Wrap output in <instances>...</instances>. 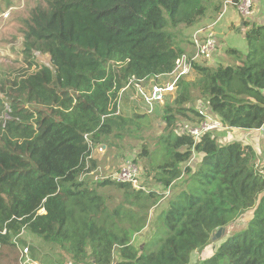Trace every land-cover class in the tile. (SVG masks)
Returning a JSON list of instances; mask_svg holds the SVG:
<instances>
[{
  "label": "trees",
  "instance_id": "trees-1",
  "mask_svg": "<svg viewBox=\"0 0 264 264\" xmlns=\"http://www.w3.org/2000/svg\"><path fill=\"white\" fill-rule=\"evenodd\" d=\"M43 1L26 25L23 50L47 53L50 65L38 64L10 83L8 117L0 119V252L8 247L18 264V235L26 229L63 250L72 264H189L192 253H201L220 227L252 208L264 189V147L258 166L249 143L218 144L213 132L195 139L178 129L179 120L204 119L193 105L197 100L240 135L264 125V22L256 21V0L254 13L241 15L235 28L246 52L227 48L233 64L223 62L222 50L214 52V63L195 62L194 77L180 78L173 102L163 107L164 133L151 154L158 161L147 177L164 188L186 177L139 245L133 239L163 193L81 177L96 169L95 148L114 147L110 138L142 127L146 115L119 113L126 85L169 74L185 53L175 30L195 27L212 13L216 20L224 2ZM147 150L143 145L138 155L146 157ZM194 154L200 159L193 169L187 163ZM109 186L123 196L113 207L102 192ZM222 261L264 264V197L244 229L196 264Z\"/></svg>",
  "mask_w": 264,
  "mask_h": 264
},
{
  "label": "rangeland",
  "instance_id": "rangeland-1",
  "mask_svg": "<svg viewBox=\"0 0 264 264\" xmlns=\"http://www.w3.org/2000/svg\"><path fill=\"white\" fill-rule=\"evenodd\" d=\"M213 1L218 2V0ZM229 1L231 0H228V3H226L228 6ZM43 4V0H0V100H3L2 108L0 103V119L4 120L8 117L7 111L9 110V100L7 101V97L11 93V90H9L10 83L16 78L19 79L27 73L32 72L38 64L50 65V57L47 53L34 50L31 54L27 55L23 50L24 32L27 23L30 21L31 13L36 6ZM262 6L263 5H261V7ZM261 7H257V9H261ZM215 17L216 14L213 15L212 13L209 15V19L202 21L195 27L178 28L175 30L178 34L176 36L177 41H179V43L181 42L182 47L186 50V54H194V49L189 46L192 42V32L198 27L202 28V26H204L203 22L210 23L208 24L210 27L206 28L201 35H207L210 30L216 34L215 36H217L216 52H220L218 49V45L220 44L225 45L222 49L223 52L230 47L236 48L239 51V48H241L244 51L243 46H246V41L242 39L241 32L235 30V27H238L243 19L241 14L237 12L227 14L224 8L221 15L218 16L216 20H214ZM245 52L246 50L242 53ZM229 57V54L225 52V56L223 57V62L225 64H233L232 62L234 59ZM216 58L217 57H215V59ZM193 77L194 72L192 71L187 78ZM167 80L168 76H164L145 81L142 83L143 96L133 85L125 89L124 92H121L118 104L119 113L127 116H131L134 113L146 115L145 118H140L142 127L134 133L122 131L123 135L121 138H110L112 143H114V147L107 149L103 154L94 150V156L99 159L95 163L96 169L81 177L84 180H88L91 184L93 182L102 181L105 175H110L118 171L123 165L125 159H136L141 170L140 181L142 185H144L146 189L154 188L163 193L162 195L164 196V198L149 211L147 227L142 232L135 235L133 240L136 245L142 244L143 241L149 237L158 213L166 207L167 200L172 196V193L177 192L182 188V184L180 183L181 178L175 180V184L172 187L164 188L162 185L154 184L152 180L147 177L146 171L152 169L151 162L153 164V162L158 161L157 156L151 154L158 151L160 148L159 137L164 133L165 126L162 121L163 107L165 104H171L173 102L175 92L172 95L166 96L163 103L151 100L147 101L146 98L149 97L151 85L154 82H165ZM149 103L152 104L151 111H149ZM193 105L196 109H200L202 106L208 107L205 100H197ZM185 122L187 121L179 120L178 129L180 131L183 129ZM132 128L133 126H131V129ZM212 134L218 139V144H224L233 140L246 141L249 139L246 136L240 135L236 130H230L228 128H222L214 131ZM143 145L148 148V155L146 157L138 155ZM254 147L257 151L256 164L259 166L262 161L263 140H256ZM191 162L193 163L192 160ZM185 177L186 176L183 175L182 179ZM102 192L107 198L109 197L107 204L110 207L118 204L123 199L122 192L110 186L103 189ZM244 215L245 213L237 216L227 227L224 228V232H222L219 237L213 239V237H215L214 233L211 237L210 244L201 253H192L189 264H196L199 261L208 258L213 254L214 250L222 240L227 236L244 229L247 223V221L244 220ZM18 238L23 241L19 240L20 242H17L19 255L20 249H23L25 246H28L29 248L27 258H29L28 260L30 261L27 264H64L68 261V257L63 250L50 243L44 242L26 229L21 231ZM9 253L10 251L8 247L2 248L0 252V261H4L8 258V260H11V264H13V257H15V254L13 255V253ZM221 264H227V262L222 261Z\"/></svg>",
  "mask_w": 264,
  "mask_h": 264
},
{
  "label": "built area",
  "instance_id": "built-area-1",
  "mask_svg": "<svg viewBox=\"0 0 264 264\" xmlns=\"http://www.w3.org/2000/svg\"><path fill=\"white\" fill-rule=\"evenodd\" d=\"M231 5L235 8L236 12L241 14L244 17L251 16L254 11V0H237L229 1ZM206 30L199 28L192 35V48L194 49L193 55H188L186 53L181 54L176 60L172 71L165 75L168 76V80L165 82H154L151 85V90L149 97L146 98L147 101H155L163 103L166 96L172 95L175 92L176 84L180 78L185 75H188L191 72L193 64L210 62L213 59L214 52L216 49V36L209 30V33L206 35H201L202 32ZM131 85L135 86L137 91L143 96L142 83L134 82L131 84V81L124 88L127 89ZM142 90V91H141ZM149 111L152 110V104L149 103ZM199 113L204 115V119L199 123H190L185 122L183 125L182 131L186 134H190L195 139H199L206 132H214L222 128L223 126L221 120L215 116L211 110H208V107L202 106L198 109ZM94 150L99 151V153H105V145H99ZM141 171L136 163L131 159H125L123 165L118 171L105 175L104 178H110L115 182H126L130 183L136 189H146L140 181ZM103 178V179H104ZM29 248L25 246L23 249H20L19 261L18 264H27L30 260L27 258ZM66 264H72L68 262Z\"/></svg>",
  "mask_w": 264,
  "mask_h": 264
},
{
  "label": "crops",
  "instance_id": "crops-1",
  "mask_svg": "<svg viewBox=\"0 0 264 264\" xmlns=\"http://www.w3.org/2000/svg\"><path fill=\"white\" fill-rule=\"evenodd\" d=\"M223 6H222V9H221V13H222V11H223V9L225 8V11L227 12V14H231V13H235L236 12V10H235V8L233 7V5H231L230 3H229V6L228 5H226V3H228V0H223ZM262 2H264V0H261V1H259V0H256V3H257V6L256 7H261V5H263L262 7H261V9H257L256 8V13H257V19H256V21L257 22H264V3H262ZM233 9V10H232ZM232 11V12H231ZM259 12V13H258ZM221 14H219V16H220ZM208 17H206V18H204V19H202L201 20V22L202 21H204V20H206ZM215 20V19H214ZM208 24H210V23H204L203 22V25L204 26H202V29H205V28H208V27H210V25L208 26ZM206 25V26H205ZM214 27H216V26H214ZM200 27H198V28H196L192 33H194L197 29H199ZM236 28V27H235ZM236 30V29H235ZM216 35V34H215ZM218 36H219V34H218ZM217 37V36H216ZM220 38V37H219ZM218 38V39H219ZM243 39V38H242ZM220 40V39H219ZM182 46V45H181ZM190 46V48L192 47V44H190L189 45ZM225 45H222V44H220L219 45V47H220V49H219V51H221L222 50V48L224 47ZM240 49V51H242V52H244L245 50H246V46H243V49H244V51L241 49V48H239ZM185 50V49H184ZM185 53H186V50H185ZM215 57H217L216 56V54H215V56L213 57V59L215 60ZM213 59L210 61V62H214L213 61ZM210 62H206L207 64H210ZM236 130V132L237 131H240V129L238 130V129H235ZM243 134H242V136H246V137H248L249 139H247L246 141H242V142H244V143H249V144H251V145H255L256 144V140H259V139H264V133L261 131V129L259 130V129H253V130H243V132H242ZM239 141V140H238ZM264 141V140H263ZM264 144V143H263ZM264 147V146H263ZM255 148V147H254ZM105 149H106V146H105ZM107 150V149H106ZM93 158L94 159H96V161L97 160H99L96 156H94V154H93ZM199 156L197 155V154H194L193 155V157H192V161H193V163L191 162V160L187 163V165H189V166H191L193 169H194V167H195V165L199 162ZM182 179V178H181ZM181 179H180V181H181ZM174 184H175V182H174Z\"/></svg>",
  "mask_w": 264,
  "mask_h": 264
},
{
  "label": "water",
  "instance_id": "water-1",
  "mask_svg": "<svg viewBox=\"0 0 264 264\" xmlns=\"http://www.w3.org/2000/svg\"><path fill=\"white\" fill-rule=\"evenodd\" d=\"M261 131L264 133V125L261 127ZM263 197H264V189L257 195L256 202H255L254 206L245 211V215H244L245 221L248 222L249 220H251L253 218L254 213H255L256 209L258 208L259 204L261 203ZM222 232H224V228L220 227L216 231L215 237H213V239L219 237Z\"/></svg>",
  "mask_w": 264,
  "mask_h": 264
},
{
  "label": "clouds",
  "instance_id": "clouds-1",
  "mask_svg": "<svg viewBox=\"0 0 264 264\" xmlns=\"http://www.w3.org/2000/svg\"><path fill=\"white\" fill-rule=\"evenodd\" d=\"M236 141H238V140H236ZM105 151H106V149H105Z\"/></svg>",
  "mask_w": 264,
  "mask_h": 264
}]
</instances>
